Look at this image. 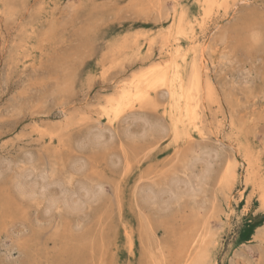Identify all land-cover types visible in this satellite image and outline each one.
Wrapping results in <instances>:
<instances>
[{
  "label": "rangeland",
  "instance_id": "1",
  "mask_svg": "<svg viewBox=\"0 0 264 264\" xmlns=\"http://www.w3.org/2000/svg\"><path fill=\"white\" fill-rule=\"evenodd\" d=\"M204 1L0 0V264H264V0L229 15L236 0ZM213 26L212 91L188 137L168 128L160 81L112 112L106 99L117 108L122 88Z\"/></svg>",
  "mask_w": 264,
  "mask_h": 264
},
{
  "label": "bare ground",
  "instance_id": "2",
  "mask_svg": "<svg viewBox=\"0 0 264 264\" xmlns=\"http://www.w3.org/2000/svg\"><path fill=\"white\" fill-rule=\"evenodd\" d=\"M151 1H154V0H151ZM161 1V0H160ZM166 1V0H165ZM180 1V0H179ZM242 1V0H241ZM170 2H171V0H170ZM178 2V1H177ZM212 2H213V0H205L204 1V3L205 4H207V5H209V4H212ZM237 0L236 1H234L232 4H230V7H229V9H228V11H226L225 12V14L226 15H229L228 13H230V12H232V11H234L233 9L235 8V6H236V4H237ZM153 3V2H152ZM154 3H156V1L154 2ZM153 3V6L155 5ZM162 3H164L163 2V0H162ZM160 4H161V2H160ZM158 5H159V3H158ZM157 5V6H158ZM162 5H164V4H162ZM161 5V6H162ZM156 6V7H157ZM225 6H227V5H225ZM155 7V8H156ZM175 7V6H174ZM161 8V10L163 11L164 9H163V6L162 7H160ZM166 9V8H165ZM168 10V9H167ZM157 11V10H156ZM161 11V12H162ZM225 11V10H224ZM160 13V12H159ZM162 14H166V13H161L160 15H162ZM225 14H224V16H225ZM163 16V15H162ZM158 17V16H157ZM156 17V18H157ZM161 17V16H160ZM159 17V18H160ZM169 17H171V20H172V27H174V29H173V32L175 33H179L180 32V22L182 21V17H183V14H178V15H176V14H174V13H171L170 14V16ZM157 20V19H156ZM168 20V19H167ZM168 23V22H167ZM164 27H165V25H164ZM171 27V26H170ZM158 28V27H157ZM211 30H210V32H208L209 34H208V36L207 37H204V39H202L201 40V42H200V40H199V42H196V41H194V42H190L189 44H190V46L187 48V51H185L184 52V54L183 55H180V51H179V49L177 48V49H175L172 53H170L169 54V56L167 57V59H166V61H164L163 63H157L154 67H151V68H148V70H145V72H142V75H140V77H138L139 76V74H138V80L135 82V81H133V83L131 82L130 84L132 85L131 86V88L130 87H126V88H128L127 90H125V87H124V89L122 88V90L123 91H121V90H118V93H119V91H121V93H120V95H119V97H118V101H117V108H115L116 106H114V104H113V102H110V100H112V98L109 100V99H106V102H107V100H108V104H109V106H111V108H112V112H114L113 110L115 109V111L119 108H124V106H126V105H128L129 103H128V101H130V100H128L127 98L129 97V96H132V95H134V97L136 96V99L135 100H137V98L139 99L138 101L140 102V100L141 99H143L144 100V98H145V95H142L143 93H142V91L141 90H143L144 88H148V87H153L154 89L156 88V87H158V85H159V83L161 82V85H159V87L161 86H164V87H162V88H164L162 91H161V89H158L159 91H161L163 94H165L167 97H168V101L167 102H169V106L168 107H166L165 109H164V111H165V114L167 115V117H168V120H169V127L168 128H170V131L173 133V135L178 139V136L181 134V135H183L184 137L185 136H189V135H187L186 133H188L187 131L185 132V128L186 129H190V126H191V123H192V121H194V119H195V117H196V109L195 108H197L198 106H200L201 105V103H202V100L204 99V97H203V94H204V89L206 88V91H209L208 89H210V84H209V82H208V78H204L205 76H203V74H205V73H203L204 72V64H205V60H207V59H205V54L206 53H209V52H211L212 50H213V47H214V40L216 39V37H218L219 39H220V41H222V39H223V35H224V33L222 34V33H220V32H216V30H217V26H213V28H210ZM170 30V29H169ZM208 30V29H207ZM219 30V29H218ZM223 31V30H222ZM161 32H162V30H161ZM164 32V31H163ZM162 32V33H163ZM165 32L167 33L168 31L167 30H165ZM163 33V35L164 34H166V33ZM214 32H215V34H214ZM162 34H160V37H162L161 36ZM207 35V34H206ZM168 36H169V34H168ZM165 37H167V35L165 36ZM162 38V39H164V41H169V37H167V38ZM225 38V37H224ZM171 40V39H170ZM161 42V41H160ZM218 42V41H217ZM224 42V41H223ZM169 43H170V41H169ZM218 43H220V42H218ZM222 43V42H221ZM163 45H165V47L167 46L168 47V43L167 42H165ZM171 45V44H170ZM172 46H173V44H172ZM218 48V47H217ZM182 51H183V49H182ZM186 55H188V57H190V59L188 60L185 56ZM209 55V54H208ZM223 55H225V54H223ZM222 55V56H223ZM210 56V55H209ZM208 58V57H207ZM156 60V59H155ZM208 63V62H207ZM208 66H209V64H208ZM208 66H207V70H208ZM150 67V66H149ZM209 68H210V66H209ZM209 71V70H208ZM205 72H206V70H205ZM207 74H209V73H207ZM204 79H207L206 81H204ZM160 81V82H159ZM211 81V80H210ZM212 82V81H211ZM129 84V85H130ZM212 86V85H211ZM158 87V88H159ZM208 88V89H207ZM211 91H212V87H211V89H210ZM116 91V90H115ZM210 92V91H209ZM112 93V92H111ZM118 93H116L117 95H118ZM162 93L160 94L161 96H164V98L166 97L165 95H162ZM208 93V92H207ZM116 94H111V96H114V98L115 97H117V95ZM144 96V97H143ZM146 97H147V95H146ZM109 98V97H108ZM133 98V97H132ZM134 99V98H133ZM146 99L147 98H145V102H146ZM142 100V101H143ZM113 101V100H112ZM132 101V100H131ZM112 103L113 104V107H112V104H110V103ZM115 102H116V99H115ZM114 102V103H115ZM141 104H143V102H140ZM140 104V105H141ZM137 105V104H136ZM104 107V106H103ZM163 107V106H162ZM122 108V109H123ZM129 108H131L130 107V104H129ZM118 109V110H119ZM132 109V108H131ZM117 110V111H118ZM104 111V110H103ZM107 111V110H106ZM116 111V112H117ZM120 111H122V110H120ZM104 113H105V111H104ZM103 113V114H104ZM120 113V112H119ZM130 114L129 115H131V117H133L132 116V114H134V113H132L131 114V112H129ZM121 114V113H120ZM138 114V113H137ZM135 115V114H134ZM107 118H109V117H107ZM112 118V117H111ZM115 118V117H114ZM113 118V119H114ZM90 119V118H89ZM116 119V118H115ZM114 119V120H115ZM135 118H133V120H134ZM138 119H143L142 117L140 118V117H138ZM144 119H146V118H144ZM143 119V120H144ZM221 119V118H220ZM224 119V118H223ZM84 120V119H83ZM107 120V119H106ZM111 120V122H112V119H110ZM117 120V122H118V119H116ZM126 120V119H125ZM132 120V119H131ZM148 120V119H147ZM225 120V119H224ZM146 121V120H145ZM115 122V121H114ZM126 122V121H125ZM148 123V122H147ZM146 123V124H147ZM167 123V124H168ZM217 124L219 123L218 121L216 122ZM96 124H98V122L96 123ZM112 124V123H111ZM114 124V123H113ZM149 124V123H148ZM167 124H165V125H167ZM223 124V123H222ZM220 125V124H219ZM99 127H100V125H98ZM214 126H215V124H214ZM221 126V125H220ZM225 126V125H224ZM99 127H97V125H96V128L98 129ZM164 127V125L162 126V128ZM195 127V126H194ZM44 128V127H43ZM225 128V127H224ZM39 128L37 127V130H38ZM100 129V128H99ZM165 129H167L166 127L163 129V130H165ZM216 129V128H215ZM218 129V131H219V128H217ZM94 130H95V128H94ZM191 130V129H190ZM200 130V129H199ZM98 132L100 131V130H97ZM97 131H95V132H93L92 134L94 135V133H95V135L98 133ZM166 131V130H165ZM184 131V132H183ZM211 131V130H210ZM101 132H103V131H101ZM101 132L100 133H98V135H100L101 134ZM183 132V133H182ZM213 132V131H212ZM161 133V132H160ZM164 134H165V136H168V135H166V132H163ZM218 133V132H217ZM94 135V136H95ZM102 135H103V133H102ZM102 135H100V137L102 138ZM172 135V134H171ZM180 135V136H181ZM199 135L202 137V138H204L203 137V135L205 136V134H203L202 132H199ZM218 135H219V133H218ZM94 136L92 137L93 138V140H94ZM160 136H161V134H160ZM163 137H164V135H162ZM161 136V137H162ZM174 136H173V139H174ZM90 137V136H89ZM96 137H97V135H96ZM99 137V136H98ZM99 137V138H100ZM162 137V138H163ZM182 137V136H181ZM184 137H182V138H184ZM201 137H199L200 139H202ZM171 138H172V136H171ZM90 140V139H89ZM96 140V139H95ZM233 147V146H232ZM211 151V150H210ZM208 153V152H207ZM208 154H211V153H208ZM214 155V154H213ZM232 156H233V159H231L232 158ZM231 156V160H234L235 158V156L234 155H232ZM207 157V156H206ZM208 157L210 158V157H212V156H209L208 155ZM230 159H228L229 161H230ZM206 160V163L207 164H209L210 165V163L211 162H209L208 163V158L207 159H205ZM246 161V160H245ZM228 162V161H227ZM226 162V163H227ZM235 162H237L236 160H235ZM249 162V161H248ZM230 163H232L231 161H230ZM245 163V162H244ZM206 164V165H207ZM236 164V163H235ZM246 164V163H245ZM208 165V166H209ZM226 165V164H225ZM238 165V164H237ZM229 166V171H228V169H227V171H228V175L227 176H229L233 181L236 179V178H238L237 177V175H236V168H235V166L234 165H228ZM247 166V165H246ZM250 166V165H249ZM248 166V167H249ZM247 167V168H248ZM7 169V168H6ZM203 170H209V168L208 167H206V169H203ZM252 170V169H251ZM250 170V171H251ZM224 171V170H223ZM226 171V172H227ZM206 172H209V171H206ZM245 173H246V170L244 171ZM221 173V172H220ZM201 174V173H200ZM206 174H208V173H206ZM249 174H251L250 172H249ZM245 175V174H244ZM28 176V175H27ZM199 176V178H200V176L202 177V178H200V180L199 181H197L196 179H197V177ZM207 176V175H206ZM218 176V175H217ZM251 175H249V177H250ZM40 177V176H39ZM196 177V179H193L192 177H190L191 178V180H196L197 181V183H196V185L197 184H199V183H202L201 181H202V179H203V175L201 174V175H197V176H195ZM221 177V176H220ZM190 178H188L189 180H190ZM206 177H204V179H205ZM218 178V177H217ZM225 178H226V176H225ZM228 178V177H227ZM251 178V177H250ZM250 178H248V180H250ZM42 179V178H41ZM203 179V180H204ZM185 180V179H184ZM184 180H182V182L184 181ZM190 180V182H188L187 184H188V187L190 188H192V189H194L195 188V185H194V183H195V181H194V183L192 184L191 182H193V181H191ZM220 180V179H219ZM228 180V179H227ZM226 180V181H227ZM238 180V179H237ZM38 181V180H37ZM186 181H188V180H186ZM217 181V180H216ZM228 181H230V180H228ZM232 181V182H233ZM245 181H247V180H245ZM39 182V181H38ZM181 182V183H182ZM203 182H205V181H203ZM223 182V181H222ZM231 182V181H230ZM248 182V181H247ZM16 183V182H15ZM180 183V184H181ZM220 183V182H219ZM224 183V182H223ZM227 183V182H226ZM24 184V183H23ZM29 184V183H28ZM34 184V186H36V183H33ZM178 184V185H177ZM177 184H174V188H176V193L174 192V190L172 191V189H171V191H172V193H174V195H175V198L179 195V196H182L183 194H185V192H186V189L184 190V188H186V184H185V181L183 182V190L185 191H183V194L181 193L182 192V186H179V183L177 182ZM232 184V183H231ZM233 184H234V182H233ZM237 184V183H236ZM255 184V183H254ZM40 185V184H39ZM176 185L178 186V187H180V190H181V195L180 194H178L177 195V191H178V187H176ZM32 186V187H31ZM31 189L33 188V185L31 184ZM44 187V190L47 188L45 185H43ZM49 186V185H48ZM198 186V185H197ZM196 186V187H197ZM226 186H228V185H226ZM230 186V185H229ZM228 186V187H229ZM255 186V185H254ZM46 187V188H45ZM187 187V188H188ZM194 187V188H193ZM199 187V188H198ZM197 188L199 189V191L198 190H196V189H194L193 190V193L192 194H194V193H196L197 194V192L199 193L200 192V185L198 186ZM231 187V186H230ZM38 188V187H37ZM173 188V187H172ZM190 188V189H191ZM30 189V190H31ZM40 189V188H39ZM41 189H42V187H41ZM228 189V188H227ZM26 190V189H25ZM29 190V189H28ZM153 190V189H152ZM189 190V189H188ZM195 190H196V192H195ZM32 191V190H31ZM36 191H37V189H36ZM40 191V190H39ZM41 191H43V189L41 190ZM144 191H146V190H144ZM170 191V192H171ZM191 191V190H190ZM230 191V190H229ZM27 192V191H26ZM38 192V191H37ZM91 192V191H90ZM167 192H168V189H167ZM166 191L165 192H163V194L164 193H167ZM179 192V191H178ZM33 193H35V191L33 192ZM39 193V192H38ZM89 193V192H88ZM149 193H150V190H149ZM169 193V192H168ZM188 193V192H187ZM185 194L184 196H187L188 194ZM30 194V193H29ZM158 194V193H157ZM161 194H162V192H161ZM162 194V195H163ZM170 194V193H169ZM168 194V195H169ZM196 194H194L193 196H195ZM229 194H230V192H229ZM65 195V194H64ZM89 195H90V193H89ZM153 195V196H152ZM154 195H156V193H154V194H151V196H152V198L153 197H155V198H157V199H155L154 201H158V202H162V203H164L163 201H165V200H169V198H167V196L166 197H163V198H161V200L162 199H164L163 201H160L159 199H160V197L158 198V196L160 195V193H159V195L157 196H154ZM190 195H191V193H190ZM189 195V196H190ZM53 196V195H52ZM65 196H67V195H65ZM85 196H87V192H86V195ZM91 196H93L92 195V193H91V195L89 196V197H91ZM161 196V195H160ZM171 196V195H170ZM192 196V195H191ZM229 196V195H228ZM227 196V197H228ZM63 197V196H62ZM68 197V196H67ZM71 197V199L73 198L72 196H70ZM85 198H87V197H85ZM151 200H153L151 197H149ZM166 198V199H165ZM170 198H172V197H170ZM229 198V197H228ZM228 198H227V200H228ZM56 199V198H55ZM66 199H68V198H66ZM174 199V198H173ZM232 199V198H231ZM65 200V199H64ZM74 200V199H73ZM76 200L77 201H79L77 198H76ZM261 200V199H260ZM69 201V200H68ZM73 202V204H72V206H74V204L76 203V201L74 202V201H72ZM72 202H68V203H72ZM228 202V201H227ZM230 202V201H229ZM70 204H68V205H70ZM228 205V204H227ZM76 206V205H75ZM74 206V207H75ZM147 227V226H146ZM206 227V226H205ZM149 228V227H148ZM205 229H207V227L205 228ZM202 231L204 232V234H205V232H206V235H207V232L209 231V230H204V229H202ZM211 231V230H210ZM209 231V232H210ZM211 233V232H210ZM203 234V236L205 237V235ZM211 235V234H210ZM201 236V235H200ZM199 236V237H200ZM212 236V235H211ZM202 238L201 240H208V238H206V237H209L208 235L205 237V238ZM201 238V237H200ZM195 239H197V238H195ZM200 240V241H201ZM202 241L203 243H201V244H205V242L207 241ZM208 243V242H207ZM209 244V243H208ZM202 247H203V245H202ZM197 248H200V247H197ZM155 249V248H154ZM207 249V248H206ZM204 250V249H203ZM191 251V250H190ZM152 252L153 251H151V254H152ZM156 252V251H155ZM192 252V251H191ZM194 252V251H193ZM201 253H202V251H201ZM153 254L155 255V253L153 252ZM191 254V253H190ZM196 254H197V252H196ZM150 255V254H149ZM192 255V254H191ZM186 256H188V254L186 255ZM190 256V255H189ZM150 257V256H149ZM154 257V256H153ZM158 256H156L155 258H157ZM161 257V256H160ZM183 257H185V256H183ZM209 257V256H208ZM188 258V257H187ZM186 258V259H187ZM190 258V257H189ZM207 258V257H206ZM154 259V258H153ZM152 259V260H153ZM160 259V258H159ZM202 257L201 256H193L192 255V258H191V263H193V264H201L202 263ZM208 259V258H207ZM206 259V260H207ZM211 259V258H210ZM150 261V262H152L153 263V261ZM158 260V259H157ZM163 260V259H162ZM162 260H161V262H162ZM188 260V259H187ZM149 261V260H148ZM155 261H156V259H155ZM159 261V260H158ZM157 261V262H158ZM168 261V260H167ZM185 261V260H184ZM147 262V261H146ZM157 262H154L153 264H155V263H157ZM211 262V261H210ZM180 264H181V262H179ZM178 263V264H179ZM185 263V262H184ZM183 263V264H184ZM204 263V262H203ZM148 264H151V263H148ZM159 264H161L160 262H159ZM162 264H163V262H162ZM185 264H187V263H185ZM189 264V263H188Z\"/></svg>",
  "mask_w": 264,
  "mask_h": 264
}]
</instances>
